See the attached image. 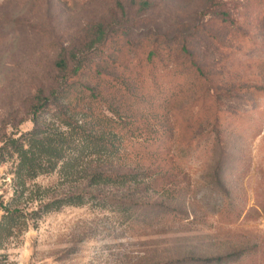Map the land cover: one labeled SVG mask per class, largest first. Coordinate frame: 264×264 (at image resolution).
Instances as JSON below:
<instances>
[{"label":"trees","instance_id":"obj_1","mask_svg":"<svg viewBox=\"0 0 264 264\" xmlns=\"http://www.w3.org/2000/svg\"><path fill=\"white\" fill-rule=\"evenodd\" d=\"M150 7L146 3L143 9ZM114 9L116 19L88 25L80 44L59 50L55 87L37 94L27 110L31 128L0 129V166L9 163L12 176L10 197L0 195V252L67 206L94 204L128 224L144 220L148 211L159 222L184 221L192 214L195 220V209L184 201L190 186L172 144L174 119L185 124V145L195 148L205 136L213 138L209 153L216 156V147L224 162L228 131L221 128L220 112L242 120L248 111L231 113L232 99L244 89L264 97V86L230 81L211 58L229 50L216 31L251 42L241 0H207L190 24L166 30L153 19L129 17L127 5L118 2ZM256 119L262 128L264 111ZM224 168L218 165L210 179L223 199L218 214L226 223L248 221L253 212L264 215V195L258 208L247 209L245 198L229 188ZM51 175L57 180L49 185L36 182ZM145 194L161 200L156 211ZM231 248L212 256L188 254L173 263L244 264L253 252L263 251L259 244L243 246L241 252ZM3 259L0 255V264Z\"/></svg>","mask_w":264,"mask_h":264},{"label":"rangeland","instance_id":"obj_2","mask_svg":"<svg viewBox=\"0 0 264 264\" xmlns=\"http://www.w3.org/2000/svg\"><path fill=\"white\" fill-rule=\"evenodd\" d=\"M206 1L0 0V129L31 128L27 110L37 94H47L55 87L54 65L59 50L80 44L89 34L88 25L116 19L112 17L119 15L114 11L116 3L129 7V17L153 19L157 28L166 30L178 23L190 24L203 11ZM241 1L247 8L242 21L251 42L244 44L224 30L216 31L229 50L223 56L210 57L215 59V70L226 72L230 81L264 86V0ZM146 3L151 5L149 9H143ZM208 56L204 51L203 57ZM210 57L205 65L209 66ZM229 106L235 115L246 111L248 114L237 120L226 115V111L220 112L221 128L227 127L228 131L224 137L228 145L224 162L216 147V156L209 153L213 138L209 141L205 136L195 148H190L182 136L185 124L178 119L173 121L172 144L186 174L185 183L190 186L184 201L188 209H195V220L192 214L184 221L159 222L148 211L144 220L128 224L116 212L94 204L67 206L39 220L37 227L26 231L20 241L8 243L0 252L2 259L7 256L3 263L174 264L173 260L188 254L212 256L230 252L231 247L241 252L243 246L259 244L263 251L253 252L244 264H264V215L253 212L248 221L241 218L226 223L225 217L218 214L223 201L220 186L210 180L216 167L223 164V175L228 177L232 192L245 198L247 209L258 208L257 200L264 195V124L259 129L256 118L259 111H264V97L244 89ZM9 169V163L0 166L3 199L11 195ZM56 180V175L40 176L36 182L49 185ZM145 196L155 204V211L161 206L157 196Z\"/></svg>","mask_w":264,"mask_h":264}]
</instances>
